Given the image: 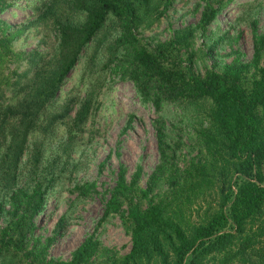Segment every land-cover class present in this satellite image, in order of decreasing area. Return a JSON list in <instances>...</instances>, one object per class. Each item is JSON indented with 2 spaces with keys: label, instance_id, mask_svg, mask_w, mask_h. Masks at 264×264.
<instances>
[{
  "label": "trees",
  "instance_id": "1",
  "mask_svg": "<svg viewBox=\"0 0 264 264\" xmlns=\"http://www.w3.org/2000/svg\"><path fill=\"white\" fill-rule=\"evenodd\" d=\"M16 1L0 0V15ZM174 1L30 0L34 20L0 16V264H264V31L255 17L264 0L241 3L251 12V58L231 50V61L216 59L203 73L197 57H213L226 36L208 28L236 0L198 1L197 23L167 40L139 38ZM38 23L53 31L51 49L16 50ZM198 33L207 49L195 48ZM83 56L79 81L62 96ZM111 76L130 81L153 108L158 161L144 186L141 166L128 178L120 164L104 194L98 224L118 216L131 237L127 253L94 232L69 259L54 258L51 246L96 183L73 185L51 235L36 233L37 218L79 170L74 154L93 134L88 124ZM173 112L179 118L169 121ZM184 149L195 153L182 167Z\"/></svg>",
  "mask_w": 264,
  "mask_h": 264
},
{
  "label": "rangeland",
  "instance_id": "2",
  "mask_svg": "<svg viewBox=\"0 0 264 264\" xmlns=\"http://www.w3.org/2000/svg\"><path fill=\"white\" fill-rule=\"evenodd\" d=\"M30 0H18L13 7L4 11L0 16L13 24L34 20L33 5ZM201 0H175L168 11L150 27L138 29V36L144 42L169 39L173 31L189 24H195L200 17V9L196 4ZM248 0H236L229 4L209 26L208 31L218 36L226 35L215 47L214 55L196 59L195 69L203 73L205 67L214 60L231 61L233 56L227 54L231 50H238L242 60H249L252 55V30L249 22L251 12L243 10L241 3ZM258 32L264 31V2L255 12ZM216 36H213L215 38ZM54 41L53 31L47 25L38 23L32 25L17 41L15 49L27 52L30 49H51ZM195 48L207 49L204 37L199 33L194 39ZM91 49V48H90ZM21 61V67L24 60ZM85 57L83 56L62 87L63 96L75 87L79 81ZM113 78L109 89L99 97V109L89 121L93 134L85 133L84 143L74 154L79 159L80 168L56 188L48 201L45 212L37 218L36 233L41 236L52 234L54 225L59 217L66 213L75 198L71 191L75 183L94 182L96 193L79 203L71 213L66 229L57 236L49 250L54 258L69 259L71 252L82 242L88 234L94 233L105 247L114 249L119 254H125L131 246L129 231L122 224L118 216L98 224L104 207L106 189L114 185L116 173L120 164L127 168V177L138 166L143 173L140 181L145 185L146 179L158 161V152L152 119L155 117L153 108L140 102L132 83ZM179 117L172 113L170 120ZM61 136V130H59ZM188 141V139H187ZM56 143L54 142L53 145ZM195 152L191 154L186 149L179 159L183 167ZM104 162L102 166L101 163Z\"/></svg>",
  "mask_w": 264,
  "mask_h": 264
}]
</instances>
